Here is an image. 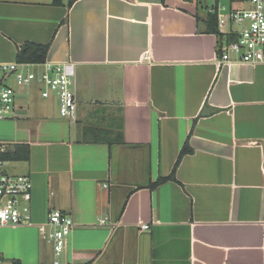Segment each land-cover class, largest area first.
I'll return each mask as SVG.
<instances>
[{
    "label": "crops",
    "instance_id": "obj_1",
    "mask_svg": "<svg viewBox=\"0 0 264 264\" xmlns=\"http://www.w3.org/2000/svg\"><path fill=\"white\" fill-rule=\"evenodd\" d=\"M219 2L235 0H0V64L50 44L78 102L73 121L17 87L0 120L2 152L29 148L4 170L33 183L0 264H264V64H218ZM54 209L75 221L58 262L39 231Z\"/></svg>",
    "mask_w": 264,
    "mask_h": 264
},
{
    "label": "built area",
    "instance_id": "obj_2",
    "mask_svg": "<svg viewBox=\"0 0 264 264\" xmlns=\"http://www.w3.org/2000/svg\"><path fill=\"white\" fill-rule=\"evenodd\" d=\"M209 12L216 14L218 29L226 38L220 48L219 65L264 64V0H235L230 4L219 2ZM76 73V64L72 61L60 64L47 61L42 64H0V120L8 119L16 112L17 91L8 83L13 78L18 88L37 84L41 87L43 98L56 96L61 116L75 121L78 111L73 87ZM4 165L5 162L0 160V229L31 226L32 180L29 175L6 172ZM74 227V219L58 209L52 210L47 221L39 226L42 239L53 245L57 262L68 245Z\"/></svg>",
    "mask_w": 264,
    "mask_h": 264
},
{
    "label": "trees",
    "instance_id": "obj_3",
    "mask_svg": "<svg viewBox=\"0 0 264 264\" xmlns=\"http://www.w3.org/2000/svg\"><path fill=\"white\" fill-rule=\"evenodd\" d=\"M76 1L78 0H69V7H72V5ZM59 3L60 0H54L55 5ZM207 24H208V30L211 33H216L219 35V37H224V35L218 29L216 14L210 15ZM49 50H50V44L41 45V44L27 43L19 49L17 60L19 63L42 64L47 61ZM186 150H189L188 143H186L182 153L180 154V157L176 162L172 175L167 178L161 177L157 182L151 184L150 189H153L168 180L175 179V172L179 167L182 158L186 154ZM26 153H29V148L27 147L25 148L24 146H17L13 148L11 147L8 148L6 151L0 153V160L4 162L25 160L28 159V155H29V154L25 155Z\"/></svg>",
    "mask_w": 264,
    "mask_h": 264
},
{
    "label": "rangeland",
    "instance_id": "obj_4",
    "mask_svg": "<svg viewBox=\"0 0 264 264\" xmlns=\"http://www.w3.org/2000/svg\"><path fill=\"white\" fill-rule=\"evenodd\" d=\"M10 82H11V84H12L15 88L18 87V86H16V84H14L13 78L10 79Z\"/></svg>",
    "mask_w": 264,
    "mask_h": 264
}]
</instances>
